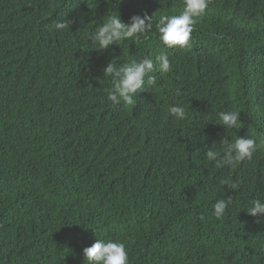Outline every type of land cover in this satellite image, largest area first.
Returning <instances> with one entry per match:
<instances>
[{"label":"trees","instance_id":"obj_1","mask_svg":"<svg viewBox=\"0 0 264 264\" xmlns=\"http://www.w3.org/2000/svg\"><path fill=\"white\" fill-rule=\"evenodd\" d=\"M182 8L0 0V264H88L97 239L123 243L129 264H264V221L247 213L264 202V0H210L191 48H167L156 25ZM145 14L152 29L135 44L97 50L90 39L110 15ZM63 20L69 30H52ZM161 53L171 71L156 63L131 105L107 100L109 62ZM176 104L187 119L171 115ZM221 111L242 128L219 125ZM237 135L259 145L251 161L207 160Z\"/></svg>","mask_w":264,"mask_h":264},{"label":"clouds","instance_id":"obj_2","mask_svg":"<svg viewBox=\"0 0 264 264\" xmlns=\"http://www.w3.org/2000/svg\"><path fill=\"white\" fill-rule=\"evenodd\" d=\"M210 0H183V8L180 14L163 16L159 20L156 28L159 32V40L167 48L179 47L181 49L191 48L192 33L194 26L199 19L204 16L209 7ZM152 18L145 14L143 17L134 15L128 23L120 18V15H110L92 33L90 39L98 44L97 50H106L113 45H119L121 41H130L135 44L139 37L152 29ZM72 20L55 21L52 30H69ZM156 63L159 64L160 71H171L170 60L167 54L161 53L154 62L151 58L140 60L133 59L128 63L119 64L112 60L104 69V76L110 78L111 88L107 89V100L113 105L133 104L138 91H144L145 78L148 83L153 84L155 78L150 74L156 71ZM170 113L178 120L187 119L185 108L176 104L170 107ZM219 125L227 129L240 130V114L233 111H221L218 113ZM223 155H220L211 148L206 152V158L215 162L217 168L235 167L245 160L251 161L259 145L256 140L248 137L236 136L234 142L221 140ZM226 186L227 180L221 181ZM239 185L235 182L231 184V190H236ZM233 203L231 197L227 199H217L214 203V216L222 219L229 205ZM252 217H259L258 222L264 221V202L257 199L252 202V206L247 210ZM83 255L88 264H129L128 253L125 245L111 240L104 241L97 239L96 242L83 250Z\"/></svg>","mask_w":264,"mask_h":264}]
</instances>
